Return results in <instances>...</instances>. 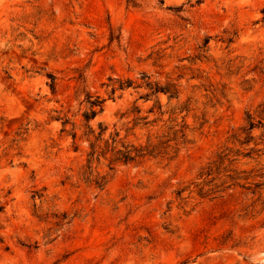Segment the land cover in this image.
<instances>
[{
  "label": "rangeland",
  "instance_id": "374dc122",
  "mask_svg": "<svg viewBox=\"0 0 264 264\" xmlns=\"http://www.w3.org/2000/svg\"><path fill=\"white\" fill-rule=\"evenodd\" d=\"M144 73L179 98L110 94ZM183 117L177 154L86 179L90 127ZM0 264H264V0H0Z\"/></svg>",
  "mask_w": 264,
  "mask_h": 264
},
{
  "label": "trees",
  "instance_id": "16d2710c",
  "mask_svg": "<svg viewBox=\"0 0 264 264\" xmlns=\"http://www.w3.org/2000/svg\"><path fill=\"white\" fill-rule=\"evenodd\" d=\"M142 82L137 83L133 81L131 78L128 79H114L110 78V94L115 95L118 91L125 92L129 88L142 89L146 88L148 92L143 94L141 98L146 101L152 99L153 97H158L160 94L169 95L170 99L179 98V89L174 84H169L166 86H162L158 83L152 82L150 80V76L146 73L142 74ZM100 103L99 100L91 102L92 106ZM162 104L158 100L156 104L149 110L150 113H159L160 118L165 114L162 111ZM186 108H181L180 113H182ZM137 107H135L132 113H140ZM173 115H178L179 112L174 110ZM96 115L95 111L92 110V116L89 114L86 115V119L90 120L92 117ZM249 126L243 128V132H246L248 135H251L252 131L255 127H258L254 122L253 117L249 114ZM158 118L159 120H161ZM178 118V117H176ZM176 118L172 119V122H175V125L170 127V130H173L174 137L172 139H168L165 142L154 143L151 136L148 138L146 144H135L127 141L128 134L122 138L120 134V130L116 125L113 126V130L110 132L109 136L106 138V134L110 128L109 125L104 123L99 124V130L96 131L92 127L89 128V132L86 134L89 140L90 152L88 154V171H86V179L88 181L93 182L97 187H103L106 182L104 176H100L99 174L94 176L91 164L96 160L99 164L102 159H105L109 162L110 169H114L118 164H142L146 159L151 157L160 156L161 154H169L167 151L170 148H173L174 152L177 154L179 149L177 148L181 144H185L187 140V130L189 128L185 117H183L181 123L176 122ZM147 119L145 117H136L135 118V127L138 126L137 121ZM157 121H154L156 123ZM149 123H145L148 125ZM260 127V126H259ZM76 138V135H74ZM175 141V148L169 145L168 143Z\"/></svg>",
  "mask_w": 264,
  "mask_h": 264
}]
</instances>
